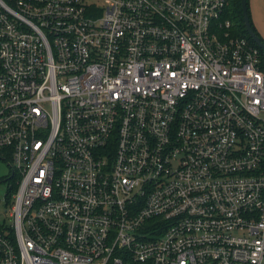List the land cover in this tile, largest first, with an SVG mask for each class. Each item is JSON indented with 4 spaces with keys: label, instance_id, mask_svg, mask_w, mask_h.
Segmentation results:
<instances>
[{
    "label": "built area",
    "instance_id": "built-area-1",
    "mask_svg": "<svg viewBox=\"0 0 264 264\" xmlns=\"http://www.w3.org/2000/svg\"><path fill=\"white\" fill-rule=\"evenodd\" d=\"M229 2L0 0V264H264V51Z\"/></svg>",
    "mask_w": 264,
    "mask_h": 264
},
{
    "label": "rangeland",
    "instance_id": "rangeland-1",
    "mask_svg": "<svg viewBox=\"0 0 264 264\" xmlns=\"http://www.w3.org/2000/svg\"><path fill=\"white\" fill-rule=\"evenodd\" d=\"M249 16L253 27L258 34L264 39V0H248ZM10 166L0 157V179L2 176L8 174ZM6 183L0 181V222L3 219L8 220L6 216V206L3 196L6 190Z\"/></svg>",
    "mask_w": 264,
    "mask_h": 264
},
{
    "label": "trees",
    "instance_id": "trees-1",
    "mask_svg": "<svg viewBox=\"0 0 264 264\" xmlns=\"http://www.w3.org/2000/svg\"><path fill=\"white\" fill-rule=\"evenodd\" d=\"M247 5H248V0H247ZM248 14H249V8H248ZM225 15L227 17H229V19H231V21L233 22V24H234L233 28H234V31H235L236 34L245 36V37H247V39H249V41L254 43L253 40L251 39V37L248 35V33H247L246 29H245V26H244L243 15H242V7H241V0H230L229 4H228V6H227V8L225 10ZM252 27H253V25H252ZM253 29L258 34V32L256 31V29L254 27H253ZM259 37L264 42V39H262V37L260 35H259ZM0 181H2V179H0ZM7 182H10V184H8V186L6 187V190H5V198L6 199L9 198L10 194L16 188L15 175L11 176L7 180Z\"/></svg>",
    "mask_w": 264,
    "mask_h": 264
},
{
    "label": "water",
    "instance_id": "water-1",
    "mask_svg": "<svg viewBox=\"0 0 264 264\" xmlns=\"http://www.w3.org/2000/svg\"><path fill=\"white\" fill-rule=\"evenodd\" d=\"M241 7H242L244 26L248 35L251 37L253 42L264 51V42L261 40L259 35L255 32V30L252 27L250 16L248 14L247 0H241Z\"/></svg>",
    "mask_w": 264,
    "mask_h": 264
},
{
    "label": "flooded vegetation",
    "instance_id": "flooded-vegetation-1",
    "mask_svg": "<svg viewBox=\"0 0 264 264\" xmlns=\"http://www.w3.org/2000/svg\"><path fill=\"white\" fill-rule=\"evenodd\" d=\"M263 39V38H262ZM12 174H10V172L4 176L1 177L2 182H7V180L11 177Z\"/></svg>",
    "mask_w": 264,
    "mask_h": 264
}]
</instances>
